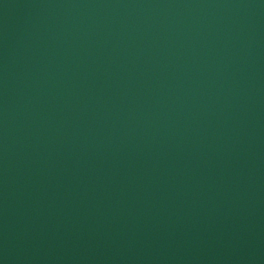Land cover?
I'll use <instances>...</instances> for the list:
<instances>
[{
  "label": "water",
  "instance_id": "1",
  "mask_svg": "<svg viewBox=\"0 0 264 264\" xmlns=\"http://www.w3.org/2000/svg\"><path fill=\"white\" fill-rule=\"evenodd\" d=\"M0 264H264V0H0Z\"/></svg>",
  "mask_w": 264,
  "mask_h": 264
}]
</instances>
